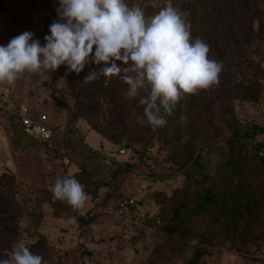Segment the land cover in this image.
Wrapping results in <instances>:
<instances>
[{"label": "rangeland", "instance_id": "obj_1", "mask_svg": "<svg viewBox=\"0 0 264 264\" xmlns=\"http://www.w3.org/2000/svg\"><path fill=\"white\" fill-rule=\"evenodd\" d=\"M202 1L125 0L130 8H144L148 19L169 2L180 9L181 4ZM229 1L235 10L240 5L249 6L246 0ZM58 3L59 0H0V45L25 31L34 32L33 38L39 39L42 46L46 44L49 25L59 19ZM259 7L264 11V0ZM260 21L264 24V18L255 20V30ZM201 23L200 20L197 27ZM234 26L229 19L214 35L213 40L219 39L222 50L228 47L219 34H233ZM229 44L234 52L224 54L226 73L221 74L217 85L205 90L208 101L204 103L199 92L183 96L176 106L180 116L175 123L182 128L180 145L189 139L203 145L211 137L212 129L203 127L210 117L220 124L236 115L246 127H264V92L258 102L242 99L251 81L264 85L259 71L264 68V32L262 38H249L245 45L237 46L232 40ZM96 67L87 65L76 74L61 65L46 74L50 80L25 73L14 85L0 84L7 99L27 102L47 116L48 124L58 134L65 135L70 130L69 135L76 141L67 147L56 138L48 145L37 143L36 148L22 149L14 145V131L0 116V259L10 254L19 241L29 245L45 234L50 248L33 252L44 257L43 264H153V250L163 244L160 226L172 216L176 204L173 197L185 184L187 167L176 166L169 156L170 147L159 139H153L142 156L143 126L137 117L143 106L138 99H127L125 95L121 103L113 101L109 88L112 77L100 76L84 83V77ZM127 87L124 83V91ZM217 146L226 143L218 139ZM92 152L97 154L93 178H102L108 184L100 188L94 201L88 194L83 210L73 211L65 202L54 199L49 185L78 171L80 162ZM214 157L220 159L222 154L216 152ZM129 199L135 200L136 208L134 218L126 221L119 210ZM77 214L94 215L95 219L79 226ZM197 244L198 240L192 239L185 241L181 249L170 246L171 259L163 264H187ZM203 260L205 264H264V240L248 253L238 252L228 244L211 245Z\"/></svg>", "mask_w": 264, "mask_h": 264}, {"label": "trees", "instance_id": "obj_2", "mask_svg": "<svg viewBox=\"0 0 264 264\" xmlns=\"http://www.w3.org/2000/svg\"><path fill=\"white\" fill-rule=\"evenodd\" d=\"M228 1L204 0L196 4L180 5V10L188 14L193 38L204 39L211 50L209 58L222 64L224 54L234 52L229 44L231 40L241 46V43L245 45L249 38H262L264 32L262 21L258 30L254 29L255 20L264 18V11L259 7L263 0H246L249 6L240 5L236 10ZM199 19L202 23L197 27ZM229 19L235 22V31L226 37L223 33L219 34V38L224 40L228 47L222 50L218 46L219 39L213 38ZM259 69L260 74L264 76V68ZM225 71L223 68L220 76L225 74ZM112 78L109 82L110 96L113 101L121 103V96L125 93L124 83L120 79ZM263 92L264 85L261 82L251 81L242 99L258 102ZM205 94V90L200 91V98L204 103L208 101ZM139 113V116L143 115V107ZM0 116L12 127L16 147L32 149L36 148L37 143L48 145L56 138L67 147L76 143L69 135L70 130L61 135L53 127L57 134L48 140H41L25 132L14 115L1 111ZM179 116L180 112L175 108L173 114L166 117L165 126L153 129L146 124L142 125L143 132L140 136V145H145L143 151L140 150L142 156L153 139H159L170 147L169 156L174 164L187 167L185 184L173 197L176 204L172 216L160 226L163 244L154 248L153 264H163L171 259L170 246L181 249L185 246V241L192 239H197L200 245L197 244L194 255L187 264H205L203 257L209 252L211 245L224 247L228 244L238 252L248 253L253 246L264 240V157L259 155L257 148L252 144V141H257L264 145V127L257 124H253L254 129L246 127L236 115H230L220 124L210 117L203 127L211 128L212 133L203 145L193 139L180 145L178 141L182 128L179 122L175 123ZM218 139L224 141L226 146H217ZM216 152L222 154V158H215ZM95 157L97 154L93 152L84 157L79 164V170L71 174L84 186L93 201L100 188L108 184L102 178H93ZM128 166L134 165L129 163ZM76 218L79 226L88 225L95 219L94 215L83 214H77ZM27 246L32 252H46L50 248L45 234H41L37 241Z\"/></svg>", "mask_w": 264, "mask_h": 264}, {"label": "clouds", "instance_id": "obj_3", "mask_svg": "<svg viewBox=\"0 0 264 264\" xmlns=\"http://www.w3.org/2000/svg\"><path fill=\"white\" fill-rule=\"evenodd\" d=\"M56 12L59 19L49 25L43 46L32 31L0 45V84L14 85L25 73L50 80L46 74L61 65L76 74L95 65L83 82L119 77L128 85L125 97L143 106L137 122L155 129L166 125L183 96L219 83L222 63L209 58L208 44L193 38L188 14L171 2L150 19L144 8H130L125 0H59ZM48 190L73 211L89 201L71 174L57 178ZM43 261L21 240L0 264Z\"/></svg>", "mask_w": 264, "mask_h": 264}, {"label": "built area", "instance_id": "obj_4", "mask_svg": "<svg viewBox=\"0 0 264 264\" xmlns=\"http://www.w3.org/2000/svg\"><path fill=\"white\" fill-rule=\"evenodd\" d=\"M6 111L14 115L19 123L23 126L25 132L31 136L48 140L57 134L53 126L48 124L47 116L35 111L27 102H16V100L7 99V94L4 88L0 86V112ZM252 144L257 148L260 156L264 157V145H261L257 141H252ZM135 200L129 199L122 204L119 213L130 221L134 218V212L136 208Z\"/></svg>", "mask_w": 264, "mask_h": 264}]
</instances>
